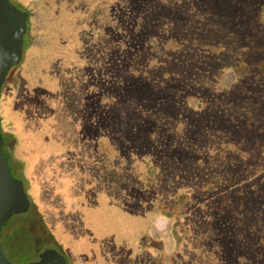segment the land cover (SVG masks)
<instances>
[{"label": "trees", "instance_id": "obj_1", "mask_svg": "<svg viewBox=\"0 0 264 264\" xmlns=\"http://www.w3.org/2000/svg\"><path fill=\"white\" fill-rule=\"evenodd\" d=\"M25 1L14 117L56 110L37 159L62 139L75 153L29 179L10 136L8 163L36 189L17 231L66 256L55 232L85 243L74 264H264V0ZM95 207L119 235L85 225Z\"/></svg>", "mask_w": 264, "mask_h": 264}, {"label": "rangeland", "instance_id": "obj_2", "mask_svg": "<svg viewBox=\"0 0 264 264\" xmlns=\"http://www.w3.org/2000/svg\"><path fill=\"white\" fill-rule=\"evenodd\" d=\"M13 4L20 8L19 5L28 10L27 6L28 3L25 0H12ZM29 12V11H28ZM29 22H30V18H29ZM30 25V23H29ZM31 29V28H30ZM29 29V31H30ZM30 45V41L29 44L27 46V48L25 49V51L29 48ZM24 51V52H25ZM24 54V53H23ZM23 56V55H22ZM23 58V57H22ZM22 60V59H21ZM21 60L18 64L16 65H11L6 77H5V82L2 86L1 92H0V135H1V139H2V150H3V154L5 155V158H7L8 162H9V154L8 151H10L8 148H10V144L11 143V139L10 136L12 135L14 142H15V148L12 150V153H14V155H16L18 157V160L20 162H22L23 165H26L29 169L27 172H25V174L27 175V178L30 179V175L31 172L33 171L34 167L37 166H41L42 164L46 161V160H51L53 157L52 155H64L66 157V155L68 157L71 158V156H73V152L75 153L73 146L69 145L68 140H59V141H53V143H49L46 145L44 151L42 150L41 153V158L37 159V154L38 152L36 151L37 146L36 143H30L31 139H38V141H41V137L43 134H45L47 136V138L50 139H54L55 138V134H52V129L55 126V121H54V112L56 111H52L51 109L47 110V112H45V118L44 120H36L33 121L32 117L33 115L30 114V106H35L31 101L30 103L28 102L27 99H24L22 101H26L23 104L21 102V106L25 105L24 107H26L27 105L29 106L27 109H24L23 112H19L20 115H17L14 117V111L13 107L15 101L18 102V100L16 99V97L20 98L21 94L24 90V84L21 82V77H20V66L19 64L21 63ZM13 76V80L14 83L12 85L8 84L10 83V79ZM33 109V108H31ZM50 112L52 113V117L50 118ZM57 112L59 113L58 116V123L62 124L63 129L68 133V128H67V119L70 120L71 118L68 116L70 112H75V111H71V106H66V108L60 112V110H57ZM50 118V119H49ZM49 119V120H48ZM38 124V125H37ZM61 124H59L61 126ZM51 127V129L49 128ZM54 130V129H53ZM44 132V133H43ZM10 133V134H9ZM61 141V143L63 141H65L66 145H62L61 143H59ZM9 144V145H8ZM36 145V146H35ZM45 146V144L43 145V147ZM73 152H72V151ZM29 154L25 156L26 154ZM39 153V155H40ZM28 157V158H27ZM41 160V161H40ZM40 161V162H39ZM39 162V164H38ZM69 164L71 163H67L66 166H64V164L61 163V165L64 166V169H66L67 167H69ZM10 165V171L11 174L20 179L28 193V195L30 196L31 202H33L34 198L36 196V189L34 187V189H32L29 185L28 182L26 181V178L24 179L23 177H18L16 175H18L17 173L14 174V170ZM48 165V164H47ZM47 168V169H46ZM45 173L48 177L49 180H54L57 179V174H59V170H57V172L55 171V174H53L54 172V168H52L51 165L46 166L45 165ZM67 182V181H66ZM86 202V201H85ZM100 202L99 205H101V200L98 201ZM57 204V203H56ZM103 207L105 208V204H103ZM102 208H90L87 209L84 208V222L85 225L91 228H95V229H99L100 224L102 225H108L106 233L108 234L113 233V234H117L119 235V233L121 232V230H117V224L119 223L118 216L115 214H107L105 212V210H101ZM86 210V211H85ZM89 210V211H88ZM28 211L30 212L31 210L28 209ZM57 214L60 215L59 212H57ZM25 216L23 214H15L14 216H12L4 225L2 231L6 234H13V235H17L18 237L21 238H25V239H14L13 238V242H10L8 244V246H10V248H4V252L6 255V258L12 262V263H21V262H27V261H31L33 259H35L39 252L41 251V249L48 245H44L47 240V238H44L43 234H38L33 238H28L26 236H24L23 234L19 233L18 227L20 226L19 224L21 223V220L24 218ZM98 219V222L96 224H92V220ZM116 219V222H114V220ZM114 223L115 227H110V224ZM120 224V223H119ZM62 226L58 225L55 229L56 230H60L61 231ZM156 232H158L159 234H162L164 236H166V222L164 218H158L156 220ZM56 234V238L59 239L62 243V245L65 248L70 247V252L71 254H69V251H65L67 253V256L69 258V262L68 264H74L73 260H78L79 258H81V251L80 249L84 250V245L81 248L80 247V241L76 242L78 245H75L74 242H72L71 240H65L62 239L60 234L58 232H55ZM69 234V233H68ZM67 233H64L65 237H68ZM91 246V244H90ZM73 254H72V251ZM59 251V250H58ZM60 252V251H59ZM72 256V257H70Z\"/></svg>", "mask_w": 264, "mask_h": 264}, {"label": "water", "instance_id": "obj_3", "mask_svg": "<svg viewBox=\"0 0 264 264\" xmlns=\"http://www.w3.org/2000/svg\"><path fill=\"white\" fill-rule=\"evenodd\" d=\"M19 7L12 0H0V92L10 66L20 62L29 44V12ZM30 203L22 181L11 174L0 135V231L3 223L12 216L27 212ZM68 261V256L48 245L42 248L36 259L17 264H68ZM0 264H15L5 257L1 246Z\"/></svg>", "mask_w": 264, "mask_h": 264}, {"label": "flooded vegetation", "instance_id": "obj_4", "mask_svg": "<svg viewBox=\"0 0 264 264\" xmlns=\"http://www.w3.org/2000/svg\"><path fill=\"white\" fill-rule=\"evenodd\" d=\"M13 77V76H12ZM6 160H7V158H6ZM8 162V161H7ZM8 165H9V163H8ZM9 167H10V165H9ZM26 213V212H25ZM19 214H24V213H19ZM8 221V220H7ZM7 221H5L4 223H3V225H2V227H1V231H0V246H1V249H2V251H3V253H4V255H5V252H4V248L6 247L7 249L9 248V246L7 245V243H6V239L8 238V234H6V233H4L3 231H2V229H3V227H4V225H5V223L7 222ZM5 248V249H6ZM42 250V249H41ZM5 257H6V255H5ZM37 258V257H36ZM35 258V259H36ZM34 260V259H33ZM28 262V261H27ZM69 262V261H68ZM17 263H19V262H17ZM17 263H15V264H17ZM21 263H26V262H21Z\"/></svg>", "mask_w": 264, "mask_h": 264}]
</instances>
